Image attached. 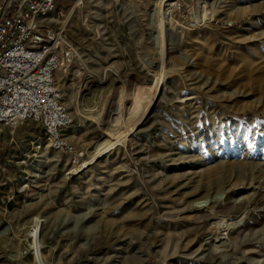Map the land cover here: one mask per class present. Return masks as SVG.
Wrapping results in <instances>:
<instances>
[{"label": "rangeland", "instance_id": "rangeland-1", "mask_svg": "<svg viewBox=\"0 0 264 264\" xmlns=\"http://www.w3.org/2000/svg\"><path fill=\"white\" fill-rule=\"evenodd\" d=\"M61 9L81 58L55 75L73 117L65 136L85 162L105 140L116 145L67 176L69 158L40 125L0 126V264H37L36 218L46 264H264V0ZM155 10L166 17L162 31L150 21ZM118 66L148 93L137 107L108 98L90 112L91 89ZM224 216L242 228L217 250L212 224Z\"/></svg>", "mask_w": 264, "mask_h": 264}, {"label": "built area", "instance_id": "built-area-1", "mask_svg": "<svg viewBox=\"0 0 264 264\" xmlns=\"http://www.w3.org/2000/svg\"><path fill=\"white\" fill-rule=\"evenodd\" d=\"M84 0H73L70 15ZM56 0H0V126L40 125L49 147L70 160L67 176L80 173L85 152L65 136L73 117L55 81L58 71L81 62Z\"/></svg>", "mask_w": 264, "mask_h": 264}, {"label": "bare ground", "instance_id": "bare-ground-1", "mask_svg": "<svg viewBox=\"0 0 264 264\" xmlns=\"http://www.w3.org/2000/svg\"><path fill=\"white\" fill-rule=\"evenodd\" d=\"M82 6V5H81ZM80 6V7H81ZM80 7H78V8H80ZM165 15H164V13L163 12H160V11H158V10H155V11H153V12H151V14H150V17H151V20L150 21H153V22H151L156 28H158V29H156V30H159V31H162L165 27H166V21H165V18L166 17H164ZM213 16H214V12L213 11H210V12H208V13H206L205 15H204V18H203V21H208V22H210L211 20H212V18H213ZM203 17V16H202ZM168 18V17H167ZM158 20V22H156L157 20ZM68 21H69V18H68V20H67V23H66V25L68 24ZM150 23V24H151ZM197 23H199V24H201L202 22L200 21V22H197ZM196 23V24H197ZM152 24H151V26H152ZM153 26V27H154ZM156 35V34H155ZM153 38V37H152ZM157 38V37H156ZM155 38V39H156ZM159 38H160V36H159ZM154 39V38H153ZM159 43V42H158ZM160 47V46H159ZM158 47V48H159ZM160 49V48H159ZM161 51V50H160ZM115 113V112H114ZM116 141H115V139H112V138H110V139H107V140H105L104 142H102V143H100V144H98L97 146H96V148H95V154L91 157V161H94V160H96V159H98L99 157H101L102 155H104V154H106L107 152H109L111 149H113V147H115V145H116V143H115ZM91 161H86V164H85V166L83 167V169L82 170H84L87 166H89L91 163ZM81 173V172H80ZM198 200H200V199H198ZM216 206H217V204L216 203H211V204H209L208 206H206V207H202V206H200V205H194V207H193V209L192 210H194L193 212H195V213H199L200 211H202V210H204V208H208V209H211V210H213V209H215L216 208ZM248 215V214H247ZM198 216V215H197ZM196 216V217H197ZM225 217V216H224ZM212 218H214V219H217V218H219V216H217V215H214ZM227 217H225V218H220V220L219 221H217V222H215V223H213L212 225H213V229H215V231H216V234L214 235V237H213V241L211 242L212 243V245L215 247V246H217L216 247V249L218 248V249H223V248H226L227 247V243L228 242H232L233 241V239H232V233H233V231L234 230H236V229H238L239 227H241V225H242V221H237V222H233L232 220H230L229 218H227ZM34 220V219H33ZM35 222H36V224H35V229H34V231H33V233L30 235L33 239H34V243H33V245H34V249H36V251L34 252V254H33V256H34V260L36 261V263L37 264H46V260L45 261H43V259H42V257H41V253H40V250H41V234H40V231H41V227H42V223L44 222V220H41V219H35ZM242 228V227H241ZM220 240H223L224 242H218V241H220ZM32 243V242H31ZM233 244H234V241H233ZM209 245V244H208ZM207 247V246H206ZM233 247V246H232ZM235 247V246H234ZM202 249V248H201ZM215 249V250H216ZM217 249V250H218ZM204 250V249H203ZM216 250V251H217ZM220 251V250H219ZM202 252H204V251H202ZM199 253V252H198ZM223 255H226L225 253L223 254ZM247 262V261H246Z\"/></svg>", "mask_w": 264, "mask_h": 264}, {"label": "crops", "instance_id": "crops-1", "mask_svg": "<svg viewBox=\"0 0 264 264\" xmlns=\"http://www.w3.org/2000/svg\"><path fill=\"white\" fill-rule=\"evenodd\" d=\"M107 69L102 71L101 88L91 89L89 96L85 99V104L89 111L94 112V107L99 108L100 105L101 109H103L108 98L118 99V105H125L126 107L128 104H132L137 107L139 101L148 93L145 90L146 88L144 87L142 90L136 89L135 91L130 85V76L123 77L119 66L118 69L113 68L111 71ZM80 150L83 151L84 149Z\"/></svg>", "mask_w": 264, "mask_h": 264}, {"label": "trees", "instance_id": "trees-1", "mask_svg": "<svg viewBox=\"0 0 264 264\" xmlns=\"http://www.w3.org/2000/svg\"><path fill=\"white\" fill-rule=\"evenodd\" d=\"M72 3H73V0H56V8L57 10L61 11V7L62 6H65L66 8H68V12L71 10V7H72Z\"/></svg>", "mask_w": 264, "mask_h": 264}, {"label": "water", "instance_id": "water-1", "mask_svg": "<svg viewBox=\"0 0 264 264\" xmlns=\"http://www.w3.org/2000/svg\"><path fill=\"white\" fill-rule=\"evenodd\" d=\"M155 86V85H154ZM145 120V117L143 118V119H141V120H138L135 124H134V126H133V128L131 129V130H127L126 131V133L124 134V136L121 138V140H126V139H128V137L134 132V131H136L139 127H140V125L142 124V122ZM134 130V131H133ZM133 131V132H132Z\"/></svg>", "mask_w": 264, "mask_h": 264}]
</instances>
